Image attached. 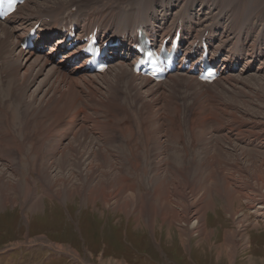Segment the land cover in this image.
<instances>
[{
    "label": "bare ground",
    "instance_id": "obj_1",
    "mask_svg": "<svg viewBox=\"0 0 264 264\" xmlns=\"http://www.w3.org/2000/svg\"><path fill=\"white\" fill-rule=\"evenodd\" d=\"M67 12H70L69 16L66 15ZM37 24H40L39 31L41 32L36 31L33 34L36 37V47L25 48L22 43L25 37L32 34V30ZM79 26L85 31L79 36V39L97 29L105 39L109 38L113 42L118 39L120 42L118 46L109 48L112 64L102 76L91 75L83 69L84 64L73 63L79 55L77 48L70 49L64 55L59 56L62 48L68 45L66 39L68 34ZM139 29L145 30L154 41L159 37L164 39L174 31L181 30L183 32L181 44L185 46V51L180 60L183 63L189 59L191 68L185 70L179 65L176 73L169 74L166 80L161 82H153L150 78L135 74L132 68L134 57L129 60V56L133 53L132 45L139 43L137 36ZM56 35L57 37H55ZM49 41H52L51 46L46 50V53H42L38 48H44L45 43ZM203 43H206L207 46H203ZM206 47L211 48L213 56L221 51L225 52L217 62L223 68L221 76L209 85L200 82L190 72L194 66L201 65L202 53ZM257 60H260V64L253 68ZM239 61L250 70L252 75L264 77V0H25L24 4L19 6V9L6 21L0 22V70L3 75L8 72L12 73L10 74L13 77L14 88L25 81L26 83L23 84L24 86L27 84L26 91L28 92L26 93H30L32 85L37 82L29 100H19L26 104V108H31L33 104L30 106V102H35L40 106L54 104L53 106L56 108H54V112H51L50 121L52 122L51 127L54 126L51 129L57 131H54L55 137H52V142H56V144L51 148V159L53 160L50 163L43 165L41 157L35 158L29 165V169L35 172V177L31 172L23 178L18 177L15 163L10 159L13 154L12 150L9 149L6 136H4L9 127L0 125V193L3 195L0 194V201L3 197L2 204L6 207L9 204H16L17 200L21 198L23 206L26 205L29 211H36L41 209L45 195L51 198H61L60 189L62 187L66 189L70 183L64 176L66 170L81 171L84 168V171L86 170L85 172H89V174L100 173L101 176L98 181L96 180V186L102 187V190L96 201L101 199L102 206L106 209L113 206V210H117L116 212L120 211L127 215L136 214L138 225L148 226L152 230L155 229L159 221L160 227L167 224L169 231L172 226L176 225L181 233L180 240L184 245H186L187 234L190 238L197 237L198 243L205 241L208 244L209 242L213 243L215 235V230L207 228L206 217L210 209L214 210L215 204L210 201L209 196L212 194L210 190L214 191L216 186L214 188L213 186L216 184L218 185L216 189L223 187L221 188L223 191L225 189L233 196L237 194L238 198L241 197L248 209L255 215V219H252L250 214L242 212L240 207L242 211H234V208L230 210L229 207L228 209L227 206L225 207V215L231 220V225L226 226L222 240L218 244H214V247L219 255L224 253L229 262L233 263L234 255L237 252L247 251L252 247L250 230L259 229L264 225L260 221L262 219L264 222V199L262 198L264 194L262 193L260 198H251L252 193L244 191V187L255 184L264 191V157L251 160L245 168L240 163H236L230 169L224 168L221 162L214 159L216 162H209L210 165L218 167L217 171H223V174L217 183H214V180H207L208 182L203 185L197 183L195 175L192 177L194 173L191 175L190 164H178L180 161L178 158L181 157L173 155L175 159L177 158V164L168 159L165 143L161 138H157L152 151L157 153V163L153 166H155V182L158 185L155 183L156 186H152L153 189H148L144 186L142 188L141 180L143 185L145 184L142 176L136 178L138 184L132 182L130 177L119 176L124 171L118 169V165L125 167L126 170V166L128 169L129 167L135 169L139 164L140 157H137L141 153L135 151L128 154L124 151L125 148L121 141H117V134L137 130L146 132L154 125L163 128L169 110L159 103L162 97L164 102L170 91H175L185 83L193 84L197 89L206 92L210 91V87L220 88L238 83L245 72L232 71V68H234V63ZM42 74L44 76L38 80ZM98 79L101 80L97 83ZM11 86L10 95L13 90ZM124 90L131 99L132 106L139 112L146 109L150 120L125 119L119 123H113L112 111L104 110V108H109L114 96ZM41 92L43 93L40 95ZM98 92H101L102 96H99ZM103 93L108 94L104 95ZM38 94L39 97H37ZM12 99L16 100V95ZM159 104L153 118L150 113ZM121 107L128 113L125 106ZM90 110L93 114L89 112ZM100 113L102 116L98 115ZM208 113L209 118L214 120L212 113L210 111ZM188 115L194 116L196 112L189 110ZM29 116L26 117V120L29 119ZM199 120L200 118L191 121L193 138L195 134L193 128L199 123ZM222 121H218L217 125H214L215 130L217 132L221 130L229 138L240 140L241 135L246 132L244 122L241 123L233 119L226 124V120V122ZM44 125L45 123H43ZM179 125V121L173 119V126L178 127ZM76 128L78 130L73 133ZM90 136L93 137L89 138ZM215 136L213 138L216 140ZM243 139L248 143L262 145L264 144V131H248ZM127 144L130 145L131 141L127 140ZM131 154L134 155L133 159ZM239 155L241 156V154H238V159L241 161ZM69 156H72V162H70ZM143 156L145 158V155ZM219 159L221 158L219 157ZM180 162H182V158ZM204 167L208 168L209 165ZM55 169H58L56 172L61 175L55 174ZM234 169L247 170L249 174L245 177L248 181L244 179V175L243 177L236 176ZM37 179L42 188L41 195L38 194ZM75 180L77 182V179ZM73 186L74 184L72 188ZM54 187L56 190L53 189ZM253 191L255 192V190ZM209 198L210 200H208ZM231 201L232 199L229 203ZM26 242L32 245L44 241L40 236H37L28 238ZM48 245L57 250H67L61 244L48 243ZM68 252H73L71 254L80 258L78 252L70 249ZM250 263L258 264L255 260H251ZM116 264L125 263L117 261Z\"/></svg>",
    "mask_w": 264,
    "mask_h": 264
},
{
    "label": "rangeland",
    "instance_id": "obj_2",
    "mask_svg": "<svg viewBox=\"0 0 264 264\" xmlns=\"http://www.w3.org/2000/svg\"><path fill=\"white\" fill-rule=\"evenodd\" d=\"M259 64L260 60H257L253 68L258 67ZM10 73L11 72H8L6 75H3L0 70V113L3 115H0V125H5L6 128L9 127L5 131L4 136H6L9 149L12 150L13 154L10 151V154H12V156L10 155V159L15 163L18 177L23 178L29 172L35 177V172L29 169V165H31V162H33L35 158L38 159L42 157L43 165L53 160L51 159V148L56 142H52V137H55V132L57 131L51 129L54 126L51 127L52 122L50 121V117L51 112H54V108L56 107L53 106L54 104L51 105L50 103L40 106L35 102H30V106L33 105L30 109L26 108V104H23L19 100H29V96L34 92L37 83L30 89V93H26L28 92L26 91L27 84L24 86L26 82L24 81L14 88L12 73ZM43 76L44 74L39 77V80ZM7 77L8 79H6ZM110 78L112 79V76ZM100 80L101 79H98L97 83L100 82ZM10 86L13 87L11 95ZM209 90L212 92L201 91L193 84H182L175 91H170L168 98H166L164 102L163 97L159 102L169 110V114L166 115L167 122L165 120V126L163 128L154 125L146 132L137 130L124 134L118 133L117 141H121L125 148H123L124 151L128 154L135 151L136 153H141L137 157H140L139 164L136 165L137 168L135 167V169H133L129 167L128 169V166H126L128 172L125 167L118 165V169L120 168L124 171L120 173L119 176L124 178L130 177V179L132 178L131 181L135 184H138L136 178L142 176L145 181L143 185L141 180L142 188L144 186L145 188L153 189L157 184V182H155V166H153L157 163V153H154L152 149L154 141L157 138H161L168 148H166L165 152L169 158L167 156H165V158L167 157L172 163H175L177 158L175 159L174 156L181 157L182 162H180L181 158H178L180 159V161L177 160L178 164H190L191 175L194 173L192 177L195 175V180L199 184H205L209 180H214V183H217V180H220L223 171L218 172V167H212L210 165L212 162L215 163L219 161L226 169L233 168L236 163H240L243 165L242 167L245 168L248 165L247 163H250L251 160L263 158L264 144L248 143L244 141L245 139L243 138L248 134V131H264V77L245 73L238 83L225 85L220 88L210 87ZM42 93L43 92L39 94L41 95ZM39 94L37 97L40 96ZM97 94L102 96L101 92ZM107 94L108 93H105L104 95ZM15 95L17 97L16 100L12 99ZM182 97L184 98L182 99ZM181 104L184 106H180ZM195 104H197L198 107L195 106ZM121 106H125L128 113L124 109H121ZM159 106L160 104L155 106L154 110L150 113L153 118ZM207 108L208 110H206ZM188 109L195 111L196 115H188ZM104 110L112 111L113 123H119L125 119L134 121L150 120L146 109L139 112L138 109L132 106V101L127 96V93L125 94V90L120 94L117 93L114 96V100L109 104V108H104ZM209 111L212 113L214 120L209 118ZM89 112L93 114L91 110ZM137 112L139 113L136 114ZM98 115L102 116L101 113ZM27 116H29V119L26 120ZM198 118H200V124L198 123L195 126L196 128H193L195 133L193 138L191 121ZM173 119L179 121L180 125L178 127L173 126ZM233 119L241 123L244 122L243 124L246 132L241 135L240 140L229 138L221 130H218V132L215 130L218 121H227V124ZM43 123H45L44 126ZM78 128H76L73 133L78 130ZM202 129L204 130L202 131ZM57 135L59 136V133ZM57 135L56 138L58 137ZM213 135H216V140L213 138ZM49 136L50 138H48ZM9 137L10 140H8ZM92 137L93 136H90L89 138ZM210 138H212L213 141ZM127 140L131 141L130 145L127 144ZM79 149H82V147H79ZM147 150L149 153H147ZM238 154L242 156L241 158L239 155L241 161L238 159ZM143 155H145V158ZM71 157L72 156H69V160ZM219 157L221 159H219ZM131 158L133 159L134 155H132ZM70 162H72V159ZM175 164H177V162ZM138 165H140L139 168ZM208 165V168L204 167ZM57 170L58 169H55V174ZM234 170H236V173H234ZM234 170L230 171L238 177H243L244 175V179L247 180L245 177L249 174L247 170ZM85 171L84 168L81 169V171L66 170L64 176L70 183L66 189L63 187L60 189L61 198H51L45 195L41 209L39 208L33 212L29 211L26 205L23 206L21 203L22 199H18V197H16V199H18L16 204H9V206L5 207V205L2 204V197V201H0V264H116L117 261H122L125 264H251V260L257 261L258 264H264V225L259 229L250 230L252 247L247 251L237 252L236 255H234L235 261L233 263L229 262L224 253H220L219 255L214 247V244H218L222 240V234L224 229L226 230V226L231 225V220L225 215L226 211L224 210H226V208L228 209L229 207L230 210L234 208V211L243 210L242 212H248L251 218L255 219V215L248 209L243 199H241V197L238 198L237 194L233 196L225 189L223 191V189H221L223 187H218L216 189L218 185L215 184L213 188L216 186L214 189V191H216L214 192L213 189L210 190L213 197L210 195L209 197L211 200L210 198L208 199L215 204L213 207L214 210L210 209L206 217L207 228L209 230H215L213 243L209 242L206 244L205 241L198 243L197 237L194 236L190 238L187 234L186 245H184L180 240L181 233L176 225L172 226L170 232L168 230V225L165 224L160 227L159 221L155 229L152 230L142 222L140 223L144 226H139V222L136 220V214L133 215L131 213L127 215L120 211H118V213L116 212L117 210H113V206L107 209L103 207L101 199L96 201V198L100 195L102 190V187L96 186L101 175L98 172L89 174V172L87 173ZM57 174L61 175L60 173ZM75 179H77V182ZM39 182L40 181L37 179L38 194L41 195L42 188ZM158 183L160 184L162 182ZM73 184L74 186L72 188ZM254 186H246L244 187V191H250L249 193H252L251 198H260L262 196L261 194H264V191L261 187H257L256 184ZM53 189L56 190L55 187ZM253 190H255V192ZM262 198L264 199V196H262ZM230 199H232L231 203H229ZM230 206L233 207L231 208ZM260 221L261 224H264L262 219ZM37 236H40L41 240L44 242H34L35 244L32 245L26 242L28 238ZM48 243L64 245L67 250H57L48 245ZM69 249L78 252L80 258L71 254L73 252H68Z\"/></svg>",
    "mask_w": 264,
    "mask_h": 264
}]
</instances>
